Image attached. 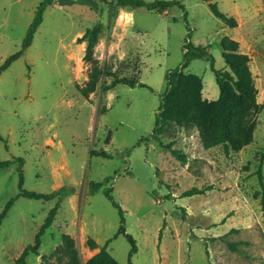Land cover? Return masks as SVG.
Returning a JSON list of instances; mask_svg holds the SVG:
<instances>
[{
	"label": "rangeland",
	"instance_id": "obj_1",
	"mask_svg": "<svg viewBox=\"0 0 264 264\" xmlns=\"http://www.w3.org/2000/svg\"><path fill=\"white\" fill-rule=\"evenodd\" d=\"M42 1L0 0V64L21 48ZM209 1L233 16L236 27L216 17L207 0H180L182 7L165 12L116 0H50L44 8L30 45L0 73V160L21 158L26 190L65 186L74 196L58 203L38 254L29 251L20 264H68L64 233L80 264L103 246L117 264H264V108L251 115L252 140L238 151L204 148L195 128L172 123L159 141L151 137L165 75L181 64L185 42L206 47L214 69H227L220 40L233 36L250 57L256 99L264 102V0ZM99 22L87 60L77 38ZM93 66L137 83L105 90L113 75L101 73L89 91ZM184 72L201 77L204 98H218L209 61L193 59ZM169 143L183 162L164 147ZM18 166L0 168V212L19 191ZM90 180L103 185L90 193ZM104 187H111L125 232L135 240L131 257ZM192 187L203 192L183 196ZM55 202L14 199L0 222V264H14L34 243Z\"/></svg>",
	"mask_w": 264,
	"mask_h": 264
},
{
	"label": "trees",
	"instance_id": "obj_2",
	"mask_svg": "<svg viewBox=\"0 0 264 264\" xmlns=\"http://www.w3.org/2000/svg\"><path fill=\"white\" fill-rule=\"evenodd\" d=\"M208 1V6L212 13L224 21L229 27H236L237 23L233 16L221 12L217 4L213 1ZM118 5L143 6L149 10L165 12V10L177 4L181 6L180 0H154L146 2L143 0H116ZM50 4V0H43L37 7L34 17L28 26L26 35L22 40L21 48L8 56L0 64V73L6 69L14 60H16L22 52L30 45L33 35L42 20V12L44 8ZM182 7V6H181ZM186 15V13H184ZM103 28L102 23H96L90 28H87L82 36L77 38L79 42H85L84 58L91 59L92 49L97 40L98 33ZM222 48V56L225 60L227 69H214L213 58L206 47L196 46L191 42H185L183 45V60L181 64L172 70L167 71L165 78L167 88L161 95L160 104L155 117V126L152 130L151 137L159 141L160 135L166 125L172 123L179 127L195 128L201 139L204 148H210L216 145H222L226 153L229 151H238L243 146L249 144L252 140V132L254 129V121L251 115L256 111L264 108V102L258 103L257 88L254 82V76L249 66L250 57L248 54L239 50V42L228 35L222 36L220 40ZM193 59H205L210 62L211 68L214 71L215 81L219 88V96L215 100H208L202 97V79L194 73H185L184 69ZM113 75L112 80L104 86L105 90L113 88L118 83L122 82L130 86L137 83L136 79L128 77H118L113 74L110 69L100 70L97 66H93L90 80L87 83V89L93 90L99 74ZM0 140L4 138L0 135ZM164 147L169 152L182 162L183 156L179 150L172 147V144H166ZM90 155H102L107 157L105 150H90ZM18 162V193L15 197L7 201L2 211L0 212V222L6 215L8 209L12 205L15 198L24 196L33 199L50 200L56 198V202L49 209L43 223L35 234L34 243L26 245L19 256L15 259L14 264L24 263V259L28 252L31 251L38 254L37 248L40 244V237L48 228L55 216V212L59 206V202L71 193L65 186H61L48 193L26 190L22 187L23 176L21 169V158L12 160H0V168L8 167L10 164ZM102 182L90 180L88 188L90 193L98 191ZM103 194L112 201V205L118 210L120 215V226L118 234H123L131 244L129 257L137 251L135 240L125 232L123 223V210L119 204L113 201L111 195V187H104ZM201 188L192 187L183 192V196H189L197 193H202ZM108 240L106 243H108ZM62 251L68 257V264H80L77 251L74 246L73 238L64 233L62 235ZM91 248H96L97 245L93 240L88 241ZM45 257V256H43ZM84 264H117L116 260L107 252L106 246L99 248Z\"/></svg>",
	"mask_w": 264,
	"mask_h": 264
},
{
	"label": "crops",
	"instance_id": "obj_3",
	"mask_svg": "<svg viewBox=\"0 0 264 264\" xmlns=\"http://www.w3.org/2000/svg\"><path fill=\"white\" fill-rule=\"evenodd\" d=\"M231 28H234V27H231ZM228 36H230V35H228ZM230 37H232L233 38V36H230ZM233 39H235V38H233ZM236 40V39H235ZM202 97H203V95H202ZM204 98V97H203ZM68 196H70V197H72V196H74V194L71 192L69 195H67V197Z\"/></svg>",
	"mask_w": 264,
	"mask_h": 264
}]
</instances>
